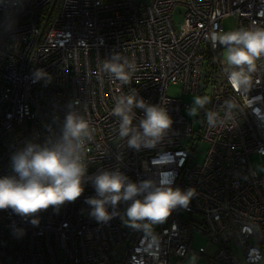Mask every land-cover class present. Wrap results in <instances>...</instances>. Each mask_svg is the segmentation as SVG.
Here are the masks:
<instances>
[{
  "label": "built area",
  "instance_id": "built-area-1",
  "mask_svg": "<svg viewBox=\"0 0 264 264\" xmlns=\"http://www.w3.org/2000/svg\"><path fill=\"white\" fill-rule=\"evenodd\" d=\"M176 7L183 12L178 25ZM228 16L234 31L264 27V0H0V178L15 175L12 157L28 143L56 139L75 109L93 130L88 176L119 170L138 184L168 173L173 188L195 190L187 208L153 226L155 241L125 223L131 201L120 202L107 223L92 218L91 181L58 210L33 217L0 210V264H176L195 232L214 244L209 254L199 251L207 264H264V172L251 163L252 156L264 161V57L250 91L234 90L222 70L223 47L208 39L223 32ZM116 53L135 63L129 84L102 70ZM38 69L45 75L37 81ZM170 85L209 97L197 126L168 94ZM130 91L173 121L154 148L136 150L119 138L112 109ZM230 99L238 105L233 118L210 128L205 113L223 116ZM133 111L138 125L145 111ZM201 144L203 159L193 163Z\"/></svg>",
  "mask_w": 264,
  "mask_h": 264
},
{
  "label": "clouds",
  "instance_id": "clouds-1",
  "mask_svg": "<svg viewBox=\"0 0 264 264\" xmlns=\"http://www.w3.org/2000/svg\"><path fill=\"white\" fill-rule=\"evenodd\" d=\"M208 39L214 49L223 47L222 70L228 83L237 92L247 94L253 86L256 61L264 57V27L253 23L246 29L230 32L213 30ZM101 67L110 78L122 84H129L136 70L135 63L119 53L105 60ZM33 75L38 81L45 73L38 69ZM209 103L208 96H196L189 114L197 116ZM237 107L230 99L224 101L223 116L215 110H208L205 113L208 126L224 127L233 118ZM134 108L145 111L138 125L133 123ZM112 115L119 119V138H126L128 147L136 150L154 148L173 123L164 107L146 104L137 98L135 91L115 98ZM92 139L90 121L81 111H69L56 139L43 145L28 143L13 155L15 175L0 178V210L11 209L22 217L36 216L50 207L58 210L66 202L76 201L84 192V184L91 181L97 194L86 199L92 218L98 223H107L117 214L115 209L120 202L131 201L125 213L128 226L157 240L153 226L164 222L177 207L187 208L195 190L173 188V178L168 173H161L158 182L147 179L138 184L119 170H105L88 176L86 145ZM138 196L143 199H137ZM109 207L114 211L109 212ZM32 222L38 224L39 221Z\"/></svg>",
  "mask_w": 264,
  "mask_h": 264
},
{
  "label": "rangeland",
  "instance_id": "rangeland-1",
  "mask_svg": "<svg viewBox=\"0 0 264 264\" xmlns=\"http://www.w3.org/2000/svg\"><path fill=\"white\" fill-rule=\"evenodd\" d=\"M140 1H145V0H140ZM182 18H183V12H181V9L179 7H176L173 12L174 23L178 25V23L182 21ZM222 25H223L222 33L234 31L235 18L232 16L223 18ZM167 92L168 94L172 96H176L181 99L182 103L184 104L182 106L183 115L186 116L188 119H190L194 126H197L199 124L198 115L191 116L189 114V109L193 106V100L198 95L189 92H184L179 85H170L167 89ZM186 104H189V106H186ZM204 150H205V145L201 144L192 159L193 163H200L202 161L204 156ZM251 163L256 171L260 173L264 172V161H262L259 157L252 156ZM125 223H127V219ZM201 247L204 248L203 254H209L211 251H213L214 244H212L201 232H195L192 235V242L187 255L184 258L177 260L176 264H207V258L204 255H202V253L199 252ZM193 257L195 258L194 260Z\"/></svg>",
  "mask_w": 264,
  "mask_h": 264
},
{
  "label": "trees",
  "instance_id": "trees-1",
  "mask_svg": "<svg viewBox=\"0 0 264 264\" xmlns=\"http://www.w3.org/2000/svg\"><path fill=\"white\" fill-rule=\"evenodd\" d=\"M203 115V109L199 111V114H198V119L200 120V118L202 117Z\"/></svg>",
  "mask_w": 264,
  "mask_h": 264
}]
</instances>
